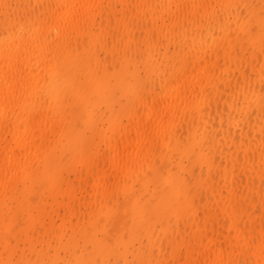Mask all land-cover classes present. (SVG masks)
I'll list each match as a JSON object with an SVG mask.
<instances>
[{
    "label": "bare ground",
    "instance_id": "6f19581e",
    "mask_svg": "<svg viewBox=\"0 0 264 264\" xmlns=\"http://www.w3.org/2000/svg\"><path fill=\"white\" fill-rule=\"evenodd\" d=\"M0 264H264V0H0Z\"/></svg>",
    "mask_w": 264,
    "mask_h": 264
}]
</instances>
